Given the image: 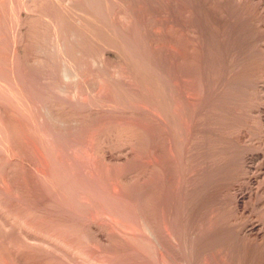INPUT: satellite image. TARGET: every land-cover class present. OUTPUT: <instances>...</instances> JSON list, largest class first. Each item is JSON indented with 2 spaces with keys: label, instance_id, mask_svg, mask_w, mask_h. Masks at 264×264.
<instances>
[{
  "label": "rangeland",
  "instance_id": "374dc122",
  "mask_svg": "<svg viewBox=\"0 0 264 264\" xmlns=\"http://www.w3.org/2000/svg\"><path fill=\"white\" fill-rule=\"evenodd\" d=\"M0 4V264H264V0Z\"/></svg>",
  "mask_w": 264,
  "mask_h": 264
},
{
  "label": "bare ground",
  "instance_id": "6f19581e",
  "mask_svg": "<svg viewBox=\"0 0 264 264\" xmlns=\"http://www.w3.org/2000/svg\"><path fill=\"white\" fill-rule=\"evenodd\" d=\"M84 1V0H83ZM97 1V0H96ZM211 1V0H210ZM7 2V1H6ZM8 3V2H7ZM15 3V2H14ZM101 3V2H100ZM76 4V3H75ZM106 4V3H105ZM212 4V3H211ZM1 5V4H0ZM10 5V4H9ZM69 5V4H68ZM102 5V4H101ZM16 6V5H15ZM90 6V5H89ZM92 6V5H91ZM71 7V6H70ZM82 8V7H81ZM91 8V7H90ZM99 8V7H98ZM76 9V8H75ZM85 9V8H84ZM94 10V9H93ZM16 11V10H15ZM90 11V10H89ZM261 12V11H260ZM18 13V12H17ZM106 13V12H105ZM216 13V12H215ZM21 14V13H20ZM70 14V13H69ZM90 14V13H89ZM25 15V14H24ZM81 15V14H80ZM13 16H15V15H13ZM82 16V15H81ZM260 16V15H259ZM263 16V15H262ZM85 17V16H84ZM91 17V16H90ZM77 18V17H76ZM82 19V18H81ZM16 20V19H15ZM17 22V21H16ZM15 23V22H14ZM99 24V23H98ZM88 25V24H87ZM12 26V25H11ZM92 27V26H91ZM103 28V27H102ZM65 73H67V72H65ZM69 73V72H68ZM67 75H69V74H67ZM12 95V94H11ZM14 96V95H13ZM168 107V106H167ZM258 111H260V112H263L264 113V109L262 108H260ZM259 112V113H260ZM262 120V123H264V117L261 119ZM184 122V121H183ZM264 125V124H263ZM183 135V134H182ZM182 140V139H181ZM185 141V140H184ZM187 144V143H186ZM185 144V145H186ZM182 149V148H181ZM262 150V149H261ZM261 150H259V151H257V152H250L249 154H248V157L250 158V159H255L256 161H258L256 164V166L254 167L256 170H258L259 171V173L257 174H254V178H256V179H262L261 177H263L264 176V152L262 151V152H260ZM264 150V149H263ZM244 157V156H243ZM247 157V156H246ZM255 161V162H256ZM249 167L250 168H252V166H250L249 165ZM253 168V169H254ZM249 171V170H248ZM257 171V172H258ZM253 177H249V179L250 180H252V179H254ZM263 182H264V179L262 180ZM261 181V182H262ZM233 186V185H232ZM263 186V185H262ZM261 186V187H262ZM258 190V192H259V188H257ZM262 189H263V187H262ZM262 192H263V190H262ZM260 193V192H259ZM237 194V193H236ZM244 198V196H243V193H241V194H239V195H237L236 196V203L237 204H240L241 202H242V199ZM263 201V200H262ZM256 234L258 235V236H262V234H264V223H262V224H260L258 227H257V231H256ZM264 236V235H263ZM259 238V237H258ZM260 238H262V237H260ZM264 240V238H262V241Z\"/></svg>",
  "mask_w": 264,
  "mask_h": 264
}]
</instances>
